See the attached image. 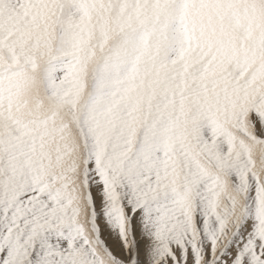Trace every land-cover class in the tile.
Returning a JSON list of instances; mask_svg holds the SVG:
<instances>
[{
  "label": "snow or ice",
  "instance_id": "obj_1",
  "mask_svg": "<svg viewBox=\"0 0 264 264\" xmlns=\"http://www.w3.org/2000/svg\"><path fill=\"white\" fill-rule=\"evenodd\" d=\"M0 264H264V0H0Z\"/></svg>",
  "mask_w": 264,
  "mask_h": 264
}]
</instances>
